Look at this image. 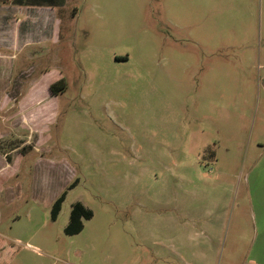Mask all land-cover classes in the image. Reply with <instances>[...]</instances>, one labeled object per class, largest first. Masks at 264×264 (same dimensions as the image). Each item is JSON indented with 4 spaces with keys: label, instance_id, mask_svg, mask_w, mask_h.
Wrapping results in <instances>:
<instances>
[{
    "label": "rangeland",
    "instance_id": "rangeland-1",
    "mask_svg": "<svg viewBox=\"0 0 264 264\" xmlns=\"http://www.w3.org/2000/svg\"><path fill=\"white\" fill-rule=\"evenodd\" d=\"M52 1L19 47L0 18L11 264H264V0Z\"/></svg>",
    "mask_w": 264,
    "mask_h": 264
},
{
    "label": "crops",
    "instance_id": "crops-1",
    "mask_svg": "<svg viewBox=\"0 0 264 264\" xmlns=\"http://www.w3.org/2000/svg\"><path fill=\"white\" fill-rule=\"evenodd\" d=\"M59 2L60 1H52L51 3H47L50 5H45L46 3H43V0H0V5H2L0 6V18H2V27H4L2 30L6 29L7 31V33H5V36H7L6 40H9L14 47H19L21 38L22 40L25 39V31L21 29L20 24L24 22L26 10H41V8L47 7L50 8L51 11H55V6ZM6 10H9V12H5ZM7 21H10V23H7ZM54 38L57 40L61 39V32H59V30ZM122 60H124V58ZM258 168L259 172L257 175H252V173L249 174L247 186L250 190V199L259 203V216L261 218V225L264 228V164H260ZM3 216V211H0V227L4 222ZM6 238L8 237L0 230V245H2V247H0V264H11L13 261V258L9 260V254L6 255L5 250L7 249V245L13 248L16 245L13 242L16 243V240Z\"/></svg>",
    "mask_w": 264,
    "mask_h": 264
},
{
    "label": "trees",
    "instance_id": "trees-1",
    "mask_svg": "<svg viewBox=\"0 0 264 264\" xmlns=\"http://www.w3.org/2000/svg\"><path fill=\"white\" fill-rule=\"evenodd\" d=\"M66 90V82L64 79H61L50 86V91L53 95H58L60 92H64ZM77 183V182H76ZM76 183H73L70 186V189H73L76 186ZM68 193L64 192L55 202L52 209V219L56 221L62 211L63 204L67 198ZM94 216V213L91 209H88L82 202H76L73 205V209L71 212V217L68 226L65 229V232L68 235H77L80 234L84 228L85 223L84 219L90 220ZM18 252L15 251L16 254ZM9 260L12 259V255L8 257Z\"/></svg>",
    "mask_w": 264,
    "mask_h": 264
}]
</instances>
